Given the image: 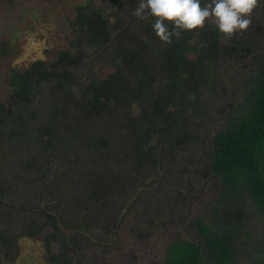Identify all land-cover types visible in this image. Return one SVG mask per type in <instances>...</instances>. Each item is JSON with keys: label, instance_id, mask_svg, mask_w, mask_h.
<instances>
[{"label": "trees", "instance_id": "trees-1", "mask_svg": "<svg viewBox=\"0 0 264 264\" xmlns=\"http://www.w3.org/2000/svg\"><path fill=\"white\" fill-rule=\"evenodd\" d=\"M76 1L69 50L4 81L0 264L24 241L43 242L49 264L120 250L125 222L139 240L175 233L163 264H264V0L246 30L221 33L212 17L171 43L134 16L139 0ZM205 185L214 201L197 214Z\"/></svg>", "mask_w": 264, "mask_h": 264}, {"label": "rangeland", "instance_id": "rangeland-1", "mask_svg": "<svg viewBox=\"0 0 264 264\" xmlns=\"http://www.w3.org/2000/svg\"><path fill=\"white\" fill-rule=\"evenodd\" d=\"M76 2V0H10L9 6L5 0H0V102L7 101L9 87L4 81L13 69H26L37 60L53 63L58 51L69 50L74 39L70 21L74 17L73 8ZM5 44L7 49L3 48ZM90 64L92 65L91 60ZM93 65L94 70L100 68L99 64ZM238 68L229 63L223 65L221 72L218 73L222 88L214 103L221 113L226 112L232 97L230 93L226 97L221 93L224 87L227 92L234 91L233 78ZM87 71L90 72V67ZM76 72L85 78L86 72L84 74L82 70ZM108 73H111V70L105 75ZM174 170L179 177L187 180L190 177L197 178L189 171L190 167L187 169L177 166ZM196 195L199 197L195 205V212L198 214L213 203L214 186L205 185ZM130 230V222H125L121 227L122 249L102 253L99 249L90 250L83 247V259L80 256L75 260V264H163L165 250L175 233L161 228L153 237L139 240ZM253 231L256 233V229ZM257 233L259 234V231ZM20 249V257L14 264H49L43 242L24 241L20 243ZM241 264L252 263L246 258Z\"/></svg>", "mask_w": 264, "mask_h": 264}, {"label": "clouds", "instance_id": "clouds-1", "mask_svg": "<svg viewBox=\"0 0 264 264\" xmlns=\"http://www.w3.org/2000/svg\"><path fill=\"white\" fill-rule=\"evenodd\" d=\"M258 0H211L202 6L201 0H139L134 16L139 19L155 18L152 29L165 43H171L182 31L195 30L214 17L216 27L229 36L246 30L251 20L247 18Z\"/></svg>", "mask_w": 264, "mask_h": 264}, {"label": "flooded vegetation", "instance_id": "flooded-vegetation-1", "mask_svg": "<svg viewBox=\"0 0 264 264\" xmlns=\"http://www.w3.org/2000/svg\"><path fill=\"white\" fill-rule=\"evenodd\" d=\"M5 1H6L7 4L10 2V0H5ZM9 6H11L10 3H9ZM6 39H7V38H6ZM3 48H4V49H7V45L5 44ZM56 55H57V54H56Z\"/></svg>", "mask_w": 264, "mask_h": 264}]
</instances>
